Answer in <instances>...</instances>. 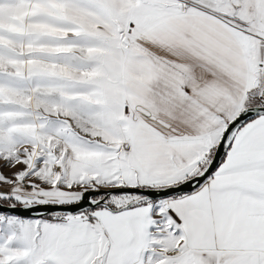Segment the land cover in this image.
Instances as JSON below:
<instances>
[{
    "label": "snow or ice",
    "instance_id": "1",
    "mask_svg": "<svg viewBox=\"0 0 264 264\" xmlns=\"http://www.w3.org/2000/svg\"><path fill=\"white\" fill-rule=\"evenodd\" d=\"M0 264H264V0H0Z\"/></svg>",
    "mask_w": 264,
    "mask_h": 264
}]
</instances>
